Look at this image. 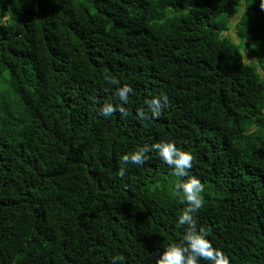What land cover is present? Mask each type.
I'll use <instances>...</instances> for the list:
<instances>
[{
    "label": "trees",
    "instance_id": "1",
    "mask_svg": "<svg viewBox=\"0 0 264 264\" xmlns=\"http://www.w3.org/2000/svg\"><path fill=\"white\" fill-rule=\"evenodd\" d=\"M260 5L0 0V264H156L182 238L173 186L186 177L156 151L118 171L123 154L168 141L196 157V219L214 247L264 264ZM235 15L238 43L224 34ZM105 73L132 87L128 116L101 114L120 103ZM164 94L162 115L141 120Z\"/></svg>",
    "mask_w": 264,
    "mask_h": 264
},
{
    "label": "clouds",
    "instance_id": "2",
    "mask_svg": "<svg viewBox=\"0 0 264 264\" xmlns=\"http://www.w3.org/2000/svg\"><path fill=\"white\" fill-rule=\"evenodd\" d=\"M261 8H264V0H261ZM104 81L116 86V96L120 103L114 105L105 103L100 112L105 117H110L119 112L122 117L129 115L125 107L133 89L128 84L121 85L119 79L107 73L104 74ZM169 98L166 94L152 97L145 101L146 108L138 109V116L141 120L147 121L158 119L162 111L167 107ZM156 151L160 158L173 169L176 177H186L173 186V194L178 198L182 208L177 226L183 227L182 238L169 243L158 255L156 264H200L201 261H209L210 264H230L229 257L223 250L214 247L208 239L210 229L198 226L196 215L205 206L203 193L205 186L195 175H189L196 159L191 151L178 148L175 142H157L152 145L144 144L130 153H125L120 158L118 176L123 178L126 175L127 166L134 164L143 165L148 159V153ZM122 257H115L112 264H117Z\"/></svg>",
    "mask_w": 264,
    "mask_h": 264
},
{
    "label": "rangeland",
    "instance_id": "3",
    "mask_svg": "<svg viewBox=\"0 0 264 264\" xmlns=\"http://www.w3.org/2000/svg\"><path fill=\"white\" fill-rule=\"evenodd\" d=\"M237 15H235L233 18H232V21H231V27H230V29L227 31V32H225L224 34H228L235 42H239V40H238V38L236 37V30H235V26H234V24H235V22H236V20H237ZM246 43H248L249 45H251V47H252V49L251 50H254V49H257V42L256 41H254V40H247L246 41ZM244 46H246V45H244ZM250 47V48H251ZM260 59H258L257 57L255 58H253V60L252 61H255V62H257L258 64H262V65H264V57H259ZM243 59H244V61L246 62V61H250V56H248V54H247V52H243Z\"/></svg>",
    "mask_w": 264,
    "mask_h": 264
}]
</instances>
